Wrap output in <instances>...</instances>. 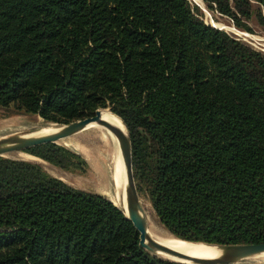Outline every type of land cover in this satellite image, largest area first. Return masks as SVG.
<instances>
[{"label":"trees","instance_id":"trees-1","mask_svg":"<svg viewBox=\"0 0 264 264\" xmlns=\"http://www.w3.org/2000/svg\"><path fill=\"white\" fill-rule=\"evenodd\" d=\"M202 1L249 30L251 0ZM0 106L53 123L107 107L127 128L136 190L172 236L264 242V52L188 0H0ZM24 150L84 164L55 142ZM0 264L185 263L140 248L108 198L0 155Z\"/></svg>","mask_w":264,"mask_h":264},{"label":"rangeland","instance_id":"rangeland-1","mask_svg":"<svg viewBox=\"0 0 264 264\" xmlns=\"http://www.w3.org/2000/svg\"><path fill=\"white\" fill-rule=\"evenodd\" d=\"M188 2L191 5L197 6V8L201 11L202 19L206 23L220 27V29L224 30L229 35L264 52V23H261L257 19L256 10L258 9V4L253 0H251L249 17L247 19L242 18L243 22H245L249 27V30L237 27L233 23L231 17L222 14L215 9L208 8L203 1L202 3L204 6L192 0H188ZM235 31H237V33ZM238 32L254 37L256 36L257 39H250L244 35H240ZM100 110L101 112H111L107 107ZM59 124L62 123L45 121L37 113L18 112L14 111L11 106H0V136L32 128L52 129L57 127ZM56 143L78 153L82 157L84 164L82 166L64 168L54 165L44 159H41L40 157L29 154L24 149L10 151L4 153L2 156L36 161L47 173L62 179L74 187L98 193L103 197L108 198L120 208L115 199V173L121 158L119 155L120 153L117 141L111 131L101 126L92 125L65 137L59 138L56 140ZM115 159L116 161L119 159L117 163L114 161ZM136 191L145 215L146 225L155 228L161 227L167 233V229L154 213L147 195L141 189ZM157 255L170 261L176 260L166 254L164 255L162 253H158ZM245 264H264V262L247 259Z\"/></svg>","mask_w":264,"mask_h":264},{"label":"water","instance_id":"water-1","mask_svg":"<svg viewBox=\"0 0 264 264\" xmlns=\"http://www.w3.org/2000/svg\"><path fill=\"white\" fill-rule=\"evenodd\" d=\"M214 27H217L211 24ZM220 28V27H217ZM100 109H94L93 114L87 115L81 118H76L68 122L58 125L55 131L42 135H19V134H6L0 136V155L4 153L22 150L29 146L36 145L43 142H55L62 137L77 132L85 127L89 122L98 123L108 128L117 138L118 150L120 153L121 162L125 170V183L123 185V197L125 203V212L121 209V212L130 220L135 232L137 233V244L140 248L146 250L152 254H158L164 252L171 256H175L179 259H185L186 261H179L185 264H234L242 260H247L254 255L264 252V242L260 243H238V244H214L220 248L219 254L215 258L204 259L194 258L182 254L172 248H169L153 238H151L146 231V219L143 213L142 205L139 200L138 193L135 188L133 175H132V162H131V149L128 131L126 128V134H123L118 127L102 119L100 117ZM119 117V116H118ZM120 118V117H119ZM121 119V118H120ZM122 121V120H121ZM123 122V121H122ZM124 124V122H123ZM125 125V124H124ZM28 129V131L33 130ZM168 236H172L169 232ZM174 237V236H172Z\"/></svg>","mask_w":264,"mask_h":264},{"label":"bare ground","instance_id":"bare-ground-1","mask_svg":"<svg viewBox=\"0 0 264 264\" xmlns=\"http://www.w3.org/2000/svg\"><path fill=\"white\" fill-rule=\"evenodd\" d=\"M192 1L197 2L199 4H202V6H204L202 3V0H192ZM235 32L237 33V31H235ZM238 33L240 35H244L250 39H254V40L257 39L256 36L254 37L251 35H246V34H243L241 32H238ZM100 117L102 119H105L106 121H109L110 123H112L116 127H118L119 130H121V132L123 134H126L125 125L123 124V122L121 121L120 118L117 117L120 121L119 122L114 116H112V115H110L104 111L101 112V110H100ZM92 125L104 127L98 123L89 122L88 124L85 125L84 128L92 126ZM57 128H58V126L55 128H52V129L51 128H43V129L42 128H34L31 131H28V130L17 131V132H15V134H19V135H42V134H47V133H50L52 131H55ZM84 128H82V129H84ZM104 128H106V127H104ZM106 129H108V128H106ZM114 137L117 141V138L115 135H114ZM118 160L116 161V159H115L114 161H116V163H117ZM124 183H125V170H124L123 164L120 160V163L118 164V166L116 168V173H115V184H116V197H115V199H116V203L125 212V203H124V197H123V185H124ZM146 231H147V234L151 238L156 240L157 242H159V243H161V244H163L169 248H172L173 250L181 252L182 254L190 256V257L211 259V258H215L220 252V248L214 244H208V243H203V242H193V241L189 242L187 240H183L180 238L168 236L166 234V232L164 231V229H162L161 227L155 228V227L146 225ZM161 253L164 255L166 254L164 252H159V254H161ZM166 255H168V256L172 257L173 259H176V260L186 261L185 259H179V258H177L175 256H171L169 254H166ZM250 260H254V261H258V262L259 261L264 262V252H261V253L254 255L253 257L250 258Z\"/></svg>","mask_w":264,"mask_h":264}]
</instances>
